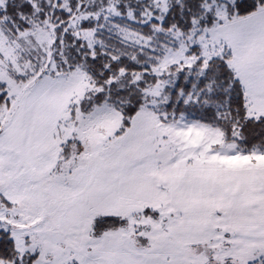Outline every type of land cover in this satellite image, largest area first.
I'll use <instances>...</instances> for the list:
<instances>
[{"label":"snow or ice","instance_id":"1","mask_svg":"<svg viewBox=\"0 0 264 264\" xmlns=\"http://www.w3.org/2000/svg\"><path fill=\"white\" fill-rule=\"evenodd\" d=\"M0 264H264V0H0Z\"/></svg>","mask_w":264,"mask_h":264}]
</instances>
